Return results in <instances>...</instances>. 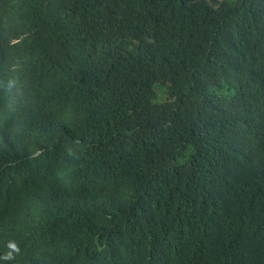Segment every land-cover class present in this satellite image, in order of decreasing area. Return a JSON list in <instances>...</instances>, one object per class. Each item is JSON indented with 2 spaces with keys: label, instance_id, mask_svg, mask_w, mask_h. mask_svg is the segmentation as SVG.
<instances>
[{
  "label": "trees",
  "instance_id": "16d2710c",
  "mask_svg": "<svg viewBox=\"0 0 264 264\" xmlns=\"http://www.w3.org/2000/svg\"><path fill=\"white\" fill-rule=\"evenodd\" d=\"M6 264H264V0H0Z\"/></svg>",
  "mask_w": 264,
  "mask_h": 264
},
{
  "label": "clouds",
  "instance_id": "9594fccd",
  "mask_svg": "<svg viewBox=\"0 0 264 264\" xmlns=\"http://www.w3.org/2000/svg\"><path fill=\"white\" fill-rule=\"evenodd\" d=\"M14 84L13 79L0 78V88L3 90L4 95L8 96L7 90ZM1 119V118H0ZM2 148L0 145V159L3 158ZM21 243L17 239H8L0 247V264H6V262L14 261L17 255L21 251Z\"/></svg>",
  "mask_w": 264,
  "mask_h": 264
}]
</instances>
